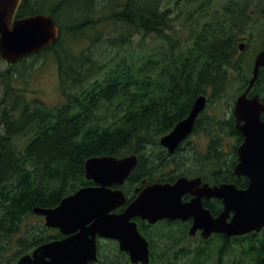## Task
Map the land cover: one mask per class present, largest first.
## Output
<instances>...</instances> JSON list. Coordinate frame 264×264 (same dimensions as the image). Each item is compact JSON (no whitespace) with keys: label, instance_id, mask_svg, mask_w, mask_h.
Listing matches in <instances>:
<instances>
[{"label":"trees","instance_id":"trees-1","mask_svg":"<svg viewBox=\"0 0 264 264\" xmlns=\"http://www.w3.org/2000/svg\"><path fill=\"white\" fill-rule=\"evenodd\" d=\"M36 13L51 15L60 36L0 74V264H16L37 246L63 237L33 210L55 207L92 185L86 178L88 158L136 153L141 158L136 174L148 164H162V157L145 163L142 150L159 147L162 136L202 94H210L209 104L225 98L221 114L203 111L194 129L212 136L210 160L219 161L223 124L237 133L231 125L234 116H226V110L249 79L236 59L239 42L246 35H261L264 26V0H22L17 17ZM148 38L155 40L154 47H147ZM48 55L57 64L62 97L53 106L39 98L28 100L18 85L27 75V60ZM232 78L240 85L229 95ZM256 91L264 96V73ZM204 165L201 161L180 174L222 178ZM225 175L224 180L245 185L231 170ZM138 226L145 234L140 221ZM179 228V259L173 264H249L243 257L262 264L264 228L231 242L223 235L196 240L188 236L187 225ZM148 240L149 264H160V245L154 237ZM108 243L100 244L99 259L91 264H133L117 241ZM230 255L234 259L226 261Z\"/></svg>","mask_w":264,"mask_h":264},{"label":"water","instance_id":"water-1","mask_svg":"<svg viewBox=\"0 0 264 264\" xmlns=\"http://www.w3.org/2000/svg\"><path fill=\"white\" fill-rule=\"evenodd\" d=\"M21 3L22 0H0V56L9 64L40 53L60 36V28L49 14L36 13L17 18ZM239 49H244V43H240ZM263 65L264 50L258 53L250 84L239 95L234 107L237 126L245 136V142L239 148L241 161L234 173L250 179L247 188L239 189L232 183L214 186L205 183L198 190H193L202 179L181 176L174 184L157 182L148 185L125 211L118 214L112 211L126 203V196L122 190H113L110 186L125 182L137 166L138 157L135 154L93 156L85 162L86 178L100 186L81 187L65 196L55 207H35L33 210L44 217L47 227L59 229L64 237L37 246L31 253L22 255L16 264L97 262L98 236L117 240L119 250L128 253L131 263L149 264L150 243L132 220L135 216L151 223L163 218L187 220L191 217L193 223L189 233L195 235L202 230L205 239L213 233L241 236L260 232L264 228V121L260 116L264 112V103L258 95L248 98L247 93ZM206 104V95L198 96L190 113L160 139L161 144L174 151L192 133L195 121ZM189 191L195 197L184 202L182 196ZM203 196L221 198L224 210L213 216L203 206Z\"/></svg>","mask_w":264,"mask_h":264},{"label":"flooded vegetation","instance_id":"flooded-vegetation-1","mask_svg":"<svg viewBox=\"0 0 264 264\" xmlns=\"http://www.w3.org/2000/svg\"><path fill=\"white\" fill-rule=\"evenodd\" d=\"M263 17H264V15H263ZM263 28H264V26H263ZM263 28H262V34L259 35V36H261V37H259L260 40H257L256 36L246 35L244 37V40L239 42V44L244 43V49L241 50L238 48L237 53H236V59L239 60L240 64H241L240 72H244V73L247 72L249 79H248L247 83H242L244 85L243 88L235 95L234 100L231 102V105L227 108L228 110H226L227 113H229L228 115L226 114V116H230V115L234 116V123H231V125L232 124L234 125V127L237 130V133H231L230 125L229 126L226 125L227 123L223 124L221 131L219 133V136H220L219 146L221 147V150H219V153H220L221 159L219 161L210 160L211 145L213 143L212 136H210L209 134H207L203 130H199L198 132H195L194 131L195 124H196V121H195L192 133H190L185 139H183L174 151L171 152L168 148L163 146L161 144V142H160L159 147H154V148L153 147H149V148L147 147L146 149L142 150V154H144L146 157L144 160L145 163H152L153 161L159 162L158 158H156V157H162L164 159L162 164H159L156 167H155L156 164L155 165L148 164V168H145L144 173L136 174V172L134 173V171L136 170L138 164L140 163L141 158L138 154L133 153L138 157V164L135 167V169L131 172V174L125 180V182L123 184L113 183L110 186V188L113 190H116V189L122 190L126 196V203L122 206L117 207L112 212L119 214V213H122L123 211H125L127 206L148 185H151V184L157 183V182L158 183L174 184L179 179V177H181V176H186L188 178L200 177L202 179L201 184L198 187L194 188L193 190H198L205 183H208L210 186L221 185L223 183H232V184H235L236 187L239 189H245L249 186L250 179L247 176L236 175L234 173L235 167L241 161L240 155H239V148L245 142V136L239 130V128L237 126V118L234 115V107H235V103H236L239 95L244 93L250 84V80L253 77L255 60H256L258 53L260 51L264 50ZM257 45H260V48H256ZM250 48H253V50L248 55L249 58L243 57L244 55L242 56V54L245 53L246 51H248ZM251 55H252V58H250ZM237 73H238L237 71H234V72L231 71L230 75L233 78H235L237 76ZM263 73H264V65L260 66L258 78ZM258 78H257V80H258ZM257 80L255 81V83L251 87V89L248 91L247 97L252 98V97L258 95L260 101L262 103H264V96L256 91ZM236 81L238 82V85L236 87H239L240 84H239L238 79ZM202 95H206V97H207V104H206V107H207L209 105L210 94H202ZM219 102L220 101H217L214 104L216 105ZM206 107L200 112V114L203 111L207 110ZM199 115H198V117H199ZM260 116H261V121H264V112H262ZM241 124H244V121H242ZM194 135H202L203 139L198 141V139L194 138ZM199 146H201V147L199 148ZM129 155H131V154H129ZM198 155H201L203 158H200L198 160L196 158ZM126 156H128V155H126ZM228 156L230 157V159H228ZM122 157H124V156H122ZM201 161H203L205 163V165L203 166V169L205 171L209 172V174L210 173H217L222 178L220 180L213 179L211 181V180H206L202 175H199L197 173H194L192 175L180 174L181 170H183V169H196V168H198L197 164H200ZM229 163H230V166H228ZM230 170H231L232 176H236L238 179H242L243 181L245 180V183H244L245 185L239 186L234 181L224 180L225 176H226L225 174L227 173V171H230ZM133 175L137 176L136 179H132ZM90 186L98 187V186H100V184L93 181V184ZM84 187H87V186H84ZM194 197H195V195L191 191H189V192H186L183 194L182 200L184 202H189ZM202 202H203V206L206 209H208L211 212V214L215 217L218 216L225 208L224 202L221 198H217V197H209L208 198L206 196H203ZM43 220H44V217H43ZM132 220L137 223V226H138V221H140L142 223L145 234L142 233V231L139 229V226H138V229L147 238V240H148V236L154 237L157 239V243L160 245V247L157 246V248L159 250L158 252L161 255V259H160L161 263L160 264H173V262L175 261L174 258H176V257L178 258V255L176 254L175 249L176 250L178 249L179 237H180L181 232H182L179 228L180 224L187 225L188 226V232H187L188 236L192 237L193 239H196V240H199V239L208 240L210 237H212L214 235H221V236L223 235V236L228 237V241L231 242V240H229V239L234 237V236H230V235H227L224 233H213L208 239H205L202 236V230H198L195 235H191L189 233L190 227L193 223V218H191V217L188 218L187 220H183L181 218H175V219L163 218V219L158 220L155 223H151L149 220L143 219L141 216H135ZM44 222H45V220H44ZM63 237H64V235H63ZM101 240L117 241L115 239H107V238H103V237L98 236V239H97L98 256H99V252L101 249V247H100ZM117 243H118V241H117ZM149 243H150V241H149ZM118 246H119V243H118ZM149 247H150V258H151L152 247H151V245H149ZM139 264H141V263H139Z\"/></svg>","mask_w":264,"mask_h":264},{"label":"rangeland","instance_id":"rangeland-1","mask_svg":"<svg viewBox=\"0 0 264 264\" xmlns=\"http://www.w3.org/2000/svg\"><path fill=\"white\" fill-rule=\"evenodd\" d=\"M179 11V9H178ZM181 16L184 17V14L181 13ZM185 33V31H183ZM257 40H260L258 36V33L255 35ZM135 40H138V37L135 38ZM147 47L151 48L155 46V40L152 38L147 39ZM158 42H156L157 44ZM256 48H260V45H257ZM253 48H250L248 51L242 54L243 57H248L249 54ZM252 58V55L251 57ZM245 59V58H244ZM29 58L26 62L25 65H27L25 75L26 77L24 78L23 83L21 82L20 85L25 89V96L28 100H32L34 98H39L43 102H45L48 106H53L58 104L61 100V93H60V87H59V78H58V67L57 64L54 60V58L51 55L41 57L38 60H33ZM11 65L5 60H0V74L4 70L8 69ZM237 77V76H236ZM238 85V82L233 79L231 86L228 89L229 95H232L234 90L236 89V86ZM227 92V95H228ZM231 98V97H230ZM225 98L220 100L218 104L210 103L209 107L207 108L206 112L210 114H221V111L225 109ZM215 105V106H214ZM221 110V111H220ZM228 110V109H227ZM229 113H227L228 115ZM194 138L198 139L200 141L203 139L202 135H194ZM201 146H199L200 148ZM43 219V218H42ZM31 220V219H30ZM33 220H41L40 217H34ZM109 240H101V245L103 247H107L109 245L108 243ZM191 243H196L195 241H191ZM119 249V248H118ZM239 248L235 251V253L239 254L238 251ZM105 249L102 251L104 252ZM240 250V249H239ZM235 255V254H234ZM234 259L232 255L228 256L226 261H229L230 259ZM251 258L249 261H245V257H243V262H249L251 263Z\"/></svg>","mask_w":264,"mask_h":264}]
</instances>
